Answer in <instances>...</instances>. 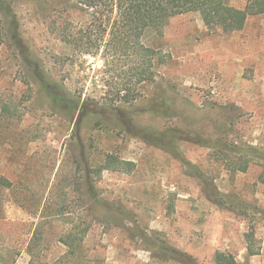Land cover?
<instances>
[{
  "label": "rangeland",
  "instance_id": "rangeland-1",
  "mask_svg": "<svg viewBox=\"0 0 264 264\" xmlns=\"http://www.w3.org/2000/svg\"><path fill=\"white\" fill-rule=\"evenodd\" d=\"M3 2L0 177L12 186L0 187V264H185L169 248L188 264H215L216 252L264 264V14L231 32L186 13L145 39L168 58L140 98L118 104L121 119L181 131L188 140L169 139L177 152L92 115L80 129L63 118L41 75L82 98H105L100 56L60 59L70 51L59 26L77 31L88 15L73 0ZM106 154L129 165L103 169Z\"/></svg>",
  "mask_w": 264,
  "mask_h": 264
},
{
  "label": "trees",
  "instance_id": "trees-1",
  "mask_svg": "<svg viewBox=\"0 0 264 264\" xmlns=\"http://www.w3.org/2000/svg\"><path fill=\"white\" fill-rule=\"evenodd\" d=\"M78 8L88 15L85 27L74 30L71 22L59 26V39L70 51L60 56L65 60L81 54L100 56L102 67L101 80L105 87L103 102L80 93L71 92L66 86L47 81L44 76L38 79L42 90L51 105L69 121L79 124L87 115L97 117L101 122L113 124L136 137L159 147H168L179 151L169 139L188 140L181 131L167 128L163 131H150L144 127H128L120 103L132 104L141 97L142 85L151 82L159 66L167 61V54L159 48L149 46L145 39L154 35L161 37L166 22L177 15L198 13L210 28H221L225 31L243 29L247 19L264 14V0H247L243 7L232 5L229 0H73ZM3 5V6H2ZM1 9L10 11V7L0 0ZM28 58L25 57V62ZM122 118V119H121ZM137 128V129H136ZM76 132H79L77 130ZM249 153H257L249 150ZM254 155V154H253ZM129 165L111 154L104 156L103 169L119 170ZM240 171L248 167L247 161H241ZM264 183V164L258 175ZM12 182L0 177V187L10 189ZM3 208L0 204V218ZM249 255H255L252 238L246 234ZM170 258L188 264L189 256L167 249ZM215 264H238L231 254L216 252Z\"/></svg>",
  "mask_w": 264,
  "mask_h": 264
}]
</instances>
